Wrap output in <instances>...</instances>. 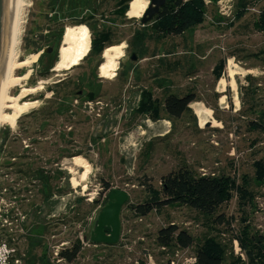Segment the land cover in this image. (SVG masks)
I'll return each instance as SVG.
<instances>
[{"label": "rangeland", "instance_id": "1", "mask_svg": "<svg viewBox=\"0 0 264 264\" xmlns=\"http://www.w3.org/2000/svg\"><path fill=\"white\" fill-rule=\"evenodd\" d=\"M117 1L100 0L97 13L101 28L107 27L112 33L111 46L123 44L115 75L104 77L100 67L106 60V49L103 62L95 72L93 66L97 62L91 57L80 59L68 69L51 70L42 75L41 51L37 53L36 48L48 43L44 33L52 24L49 0H24L19 57L38 56L29 66L17 69L16 75L25 72L29 75L11 88L10 93L17 94L23 87L37 89L21 100L35 102L34 106L26 109L13 125L6 123L0 129V260L3 262L8 256L5 240L14 243L11 248L18 246L22 230L26 229V219L35 207L48 221L66 218L70 223L67 237L58 236L57 244L73 243L85 234L89 237L99 211L96 200L103 199L102 189L108 182L110 188L126 190L130 195L121 211V239L112 247L96 246L90 240L79 241L82 248L73 264H148L149 254L154 264H170L171 260L181 264L185 258L195 256L204 238L210 235L216 236L229 254L241 258L235 251L238 248L246 264V253L238 240L237 243L232 241L233 237L246 225L253 233L264 235V176L260 177L255 167L256 162L264 165V131L252 130L249 125L264 110V31L254 26L264 10V0L209 1L204 23L182 35L160 39L150 38V27L141 25L150 0L139 17H131L127 12L125 18L113 14ZM244 6L245 14L239 19L236 13ZM62 22L66 28L79 25L87 28L89 51L92 33L88 26L65 19ZM138 30L148 34L141 46L135 39ZM64 31L63 41L66 29ZM133 52L137 56L135 61L130 59ZM231 58L239 72L235 75V91L228 73ZM220 65V78L227 81L224 91L220 90L221 79L214 71L220 70ZM63 77H67L64 87L71 88L72 92L97 90L94 99L73 96L66 100L62 97L66 90L63 87L62 93L56 94L58 88L54 81ZM141 89L153 91V99H157L160 106L168 93L179 97L193 94L195 100L190 105L191 110L180 118H173L159 108L161 120L155 121L144 111L135 114L136 103H129L133 96L131 91ZM222 95L226 96L223 104ZM236 98L240 101L238 106ZM76 100L79 103H75ZM83 101H92V104L89 107ZM97 101L108 104L105 111L113 109L115 115L113 129L106 137L109 141L104 143L100 138L107 134L92 136L97 108L101 106ZM68 104L72 111L66 115L60 113ZM196 106L212 109V120L207 119L201 125ZM40 125L49 130L45 135L38 132ZM70 126L72 130L68 131ZM165 128L169 134L160 139L158 134ZM150 136L151 139H147ZM38 138H43L41 144L25 147ZM66 151L72 153L66 154ZM77 156L88 161L90 173L80 185L73 186L72 176L80 180L86 170L72 163ZM186 165L198 175L230 176L239 186L247 188L249 199L242 205L244 199H240L235 189L233 199L212 217L178 204L155 209L145 216L136 214L132 205L145 202L155 190L159 192L162 177ZM21 168L26 171L20 172ZM39 168L51 174L49 183L54 195L49 202L56 205L55 211H45L43 185L37 175ZM70 168L75 170L70 173ZM54 212L56 216L49 217L48 213ZM220 214L221 223L216 219ZM170 222L193 235L195 241L189 248H162L157 244L158 230ZM19 244L22 245V241Z\"/></svg>", "mask_w": 264, "mask_h": 264}, {"label": "trees", "instance_id": "2", "mask_svg": "<svg viewBox=\"0 0 264 264\" xmlns=\"http://www.w3.org/2000/svg\"><path fill=\"white\" fill-rule=\"evenodd\" d=\"M55 1V0H54ZM131 0H123L120 2V17H127L126 13L129 9ZM217 3L218 0H210ZM53 0H49L48 8ZM208 10V4L205 0H166L165 5L161 10L146 24L141 25L143 28L150 27L152 39H160L169 36H178L184 34L188 30H193L196 26L204 23ZM245 6L240 7L236 16L240 19L245 14ZM48 13V11H47ZM51 25V24H50ZM49 25V26H50ZM254 26L258 30L264 31V10L261 11L259 18L255 21ZM92 39L90 35V51L88 55H94L97 58L95 64L96 69L103 62L102 54L104 50L112 45L111 31L107 27L101 29L96 26H90ZM50 29V28H49ZM48 29V30H49ZM63 34V29L60 30L59 35ZM147 32L143 30L136 31V44L141 46L147 38ZM36 43V40H35ZM131 44L139 50L131 41ZM40 47V44L39 46ZM43 47L36 48L37 53L42 51ZM44 54H40L39 62L41 69H48V65L41 63ZM223 63V62H221ZM215 76L219 79L222 76L221 65L220 70L214 69ZM47 74L46 72H41ZM91 98H94L91 96ZM195 100L193 94H188L179 97L175 94L168 93L164 99V110L173 118H180L184 113L190 111V104ZM154 101V100H153ZM148 99V102L142 104L139 112L144 111L150 113L152 119L157 120L159 117V106ZM151 110V111H150ZM138 112V111H137ZM259 118L251 120L249 123L252 130L257 129L264 131V110L258 115ZM257 167L256 173L264 176V165L260 162L255 163ZM105 187H110L108 182L104 183ZM238 189H237V188ZM237 190L240 199H249L250 195L247 188L239 186L236 181L227 175H198L193 172L191 168L181 166L175 170L170 171L164 175L161 180V190L155 193L143 203L132 205L136 214L145 216L155 209H161L164 206L178 204L185 206L199 213L212 217L220 208L227 202L233 199L234 190ZM48 197V192L45 194ZM240 203V202H239ZM222 214L217 215V220L221 223ZM236 237V238H235ZM233 240H238L240 247L246 253V264H264V235L253 233L248 225L244 226L239 235H235ZM195 239L187 229L180 228L175 223H168L167 226L158 230L156 235V242L160 247L171 248L179 246L182 249L189 248ZM80 245H76L67 255V258L74 260L80 250ZM227 248L216 239V236L205 237L203 242L197 249V264H244V260L236 257L233 253L227 254Z\"/></svg>", "mask_w": 264, "mask_h": 264}, {"label": "flooded vegetation", "instance_id": "3", "mask_svg": "<svg viewBox=\"0 0 264 264\" xmlns=\"http://www.w3.org/2000/svg\"><path fill=\"white\" fill-rule=\"evenodd\" d=\"M120 2H123V0L117 1L116 3L117 5L115 7V10L113 11V14H117L118 16L120 13V7H119ZM100 4H101L100 0H55V1L53 0L50 6L51 8H50V14H49L52 24L50 26V29L44 33L45 35L44 39H48L47 41L48 43L42 46L43 49L41 51V54H44L42 57L41 63L43 65L44 64L48 65L49 68L48 69L40 68V72H46V70L50 72L51 70L68 69V68H60V69L57 68V64H58L59 56H60V47L63 43V36L65 32L64 30L66 29V26H64V23L62 22V20L65 19L66 21H69L70 23H75L77 25L85 24L88 26V28L90 25V26H96V28L101 29V26H102L100 24L101 19L97 16L98 9L100 8ZM61 29H63V34L60 36L59 32ZM90 42H91V39H90ZM89 51H90V48H89ZM89 51L86 53L87 56H85L86 55L85 54L84 55L85 57L83 56L81 59L84 58L83 60H85V59H90L91 57L95 58L94 55H88ZM95 60L97 62L98 59L95 58ZM93 67H94L93 71L94 72L95 70L97 71L95 65ZM88 76H89V72H88ZM66 79L67 77H63V78H59L54 81V84H57L56 88H58L57 91L55 92L56 94H61L62 93L61 87H63L64 89L66 88V90L62 93V97H64L66 100L69 98H72L73 96H76L78 99L91 98V96L95 97L94 92L97 90H93V91L91 90V91H88V93H86V91H84L83 89H77L73 92L70 91L69 89L71 88L64 87L63 81H65ZM131 94H133V96L130 97L129 103L131 104L132 102L136 103L135 108L133 109L135 114L137 113V111L141 109L142 104L144 102H148V99H150V101L154 100L153 99L154 92L151 90L141 89L140 91H131ZM137 96H138V99H137ZM85 102L87 101H83V103ZM153 102L157 106H159V108L161 109L164 108V104H161L160 106L157 99H155ZM75 103H79V101L76 100ZM96 103L97 104L100 103L101 106L97 108L98 113L95 117L96 124L93 130L92 136L96 137L97 135H100L101 133L107 134L106 136H103L102 138H100L101 141L104 143L106 141H109V139L106 137L110 136L109 132L113 129V126L115 124L114 122L115 115L113 113L114 112L113 109H111V111L109 112L105 111V109H107L105 108V106L108 104H104L101 101H97ZM120 106L122 105L121 104L118 105V108ZM72 109H73L72 106L68 104L61 108L60 113H63L66 115L67 113L71 112ZM146 114L150 115V113H146ZM160 119H157V121ZM71 130H72V126L68 128V131H71ZM39 131L41 132V135H45L46 132L49 130L47 129L45 125H40V127H38V132ZM151 137L152 136L148 137V139L150 140ZM45 138L46 137H44V139ZM42 140L43 138L34 139L31 142V144H26L25 147H29L32 144H41ZM124 149H125V146L123 147V150ZM65 153L70 154L72 152L66 151ZM24 165L26 168L25 162H24ZM25 171L26 169H22V168L20 169V172L24 173ZM37 175L41 179L40 182H42V185H43L42 192H43V201L45 203L44 205L45 211L46 212L48 211L51 212V210L55 211L56 205L55 204L52 205L51 202H49L54 195L50 187V183H49L51 174L47 173V171L44 170L43 168H39ZM112 189H116V188L103 187L102 189L104 192L103 199L96 200V204L99 207V209L104 205L106 197ZM47 192H48V197H46L45 195ZM125 204L126 203H124V205ZM31 211L32 212L34 211V212L31 215L29 214V218L26 219V223H25L26 229L24 231V228H23L22 230L23 234L20 236L21 239L19 238L20 239L19 241H22L23 244L22 245L19 244V241H18L17 242L18 246L11 248V246L14 243L9 240L4 241L5 247L8 253V256L6 257V262L8 264H62V262H64V264H73L74 261L77 259V257L74 260H70L69 258H67L66 254H69L74 246L76 245L81 246V243L83 242L85 243L86 241H89V240L92 241L91 240L92 231L94 230L96 218L89 232V235H90L89 237H87L85 234L82 236L80 240L74 241L73 243H71V241H64V242H60L59 244H57V242L59 241L57 240L58 236L64 235L67 237V233L70 230V226L68 225L70 223L68 222V220L66 218H55V219L48 221L47 217H44L41 214V211L39 210L38 207L33 208ZM48 214H49V217L56 216L55 212L48 213ZM104 231L106 234L109 235L110 232L108 230L105 229ZM121 232H122V226H121ZM120 239H121V235H120L118 242L120 241ZM117 243L113 245L96 244V243L94 244L96 246L103 245V246L112 247L116 245ZM81 248L82 246L80 247V251H81ZM19 249H20L19 251L20 254L17 253Z\"/></svg>", "mask_w": 264, "mask_h": 264}, {"label": "bare ground", "instance_id": "4", "mask_svg": "<svg viewBox=\"0 0 264 264\" xmlns=\"http://www.w3.org/2000/svg\"><path fill=\"white\" fill-rule=\"evenodd\" d=\"M146 3L147 0H131L130 7L128 10V15L131 17H139L143 12ZM25 5L26 3L24 2V0H17L10 57H9L6 75L0 96V129L1 126L6 123L13 125L14 122L19 117L22 116V114L26 111V109H28L31 106H34L35 104V102L32 101H21V100L26 96L28 92H34L37 89L36 87L34 88L23 87L21 91L18 92L17 94L12 95L10 93L11 88L19 85L29 75L28 72H25L21 75H16L17 69L23 66H29L32 62L36 60L38 56L37 54H34L33 56L26 57L24 59H20L19 57L20 54L18 52V47L21 43L20 41L21 40L20 37L22 33L21 22L23 20L22 10ZM88 46H89V38H88L87 28L83 25L73 26V27L68 26L66 28L64 41L60 49V60L57 64V68L59 69L69 68L70 66L76 65L78 61L88 51ZM122 51H123V44L113 45L111 47L106 48L105 51L106 60L100 67V71L104 77H113L115 75V70L118 64L117 59L122 56ZM228 73L231 79V88L232 90L235 91L237 86L235 75L239 72L236 63L233 62L232 58L228 61ZM220 79H221L219 82L220 90L224 91L225 86L227 85V81L225 78H220ZM225 98H226L225 95H222L220 97V101L222 102L221 104L225 103ZM239 102H240L239 99L236 98L235 99L236 106L239 105ZM203 107L202 106L195 107V112L201 118V125H203L207 121V119L212 120V109L208 107H204V108ZM71 161L76 166H79L81 168H86V170H84V172L82 173L80 180L76 179L74 176H72L71 178L73 186H78L81 184L80 181H83L85 178H87L88 174L90 173V164L88 163V161L85 160V158H82L81 156L74 157ZM74 170L72 168L69 169L70 172H73Z\"/></svg>", "mask_w": 264, "mask_h": 264}, {"label": "water", "instance_id": "5", "mask_svg": "<svg viewBox=\"0 0 264 264\" xmlns=\"http://www.w3.org/2000/svg\"><path fill=\"white\" fill-rule=\"evenodd\" d=\"M165 3L166 0H150L142 15V24L152 20ZM16 4L17 0H0V96L10 57ZM130 59L137 60L135 52L131 54ZM129 197L128 192L118 188L109 192L96 217L91 238L94 243L113 245L118 242L122 226L121 211ZM105 229L110 232L109 235L105 233Z\"/></svg>", "mask_w": 264, "mask_h": 264}, {"label": "built area", "instance_id": "6", "mask_svg": "<svg viewBox=\"0 0 264 264\" xmlns=\"http://www.w3.org/2000/svg\"><path fill=\"white\" fill-rule=\"evenodd\" d=\"M147 6H148V5H147ZM143 13H144V12H143ZM85 104L88 105V106L90 107L91 104H92V101H87V102H85ZM203 175H205V174H203ZM125 191H126V190H125ZM235 242L237 243V240H235ZM235 247H236V246H235ZM162 248H165V247H162ZM235 251H236V254H239V255L241 256L242 260L245 259V257H244L243 254L240 252V250H238V248H237V249L235 248ZM148 258H149V263H148V264H151V262H153V260H152V256L149 254V255H148ZM135 263H138V260H136ZM0 264H8V263L6 262V258H3V262H1V260H0ZM170 264H176V261H175V260H171V261H170ZM181 264H197V256L195 255V256H192V257H187V258L184 259V261H183Z\"/></svg>", "mask_w": 264, "mask_h": 264}, {"label": "crops", "instance_id": "7", "mask_svg": "<svg viewBox=\"0 0 264 264\" xmlns=\"http://www.w3.org/2000/svg\"><path fill=\"white\" fill-rule=\"evenodd\" d=\"M206 1V3L208 4V2L210 1V0H205ZM220 1V0H219ZM219 1H217V2H219ZM222 15H225V14H222ZM191 105V104H190ZM161 120V119H160ZM155 121H157V120H155ZM159 121V120H158ZM166 128H167V126H165ZM165 128V131H163V133H159L158 135H161V137L162 138H160V139H164L165 137H166V135H168L169 134V130L168 129H166ZM142 133L144 134L145 133V131H142ZM148 139V138H147ZM152 264H154V262L152 263Z\"/></svg>", "mask_w": 264, "mask_h": 264}]
</instances>
